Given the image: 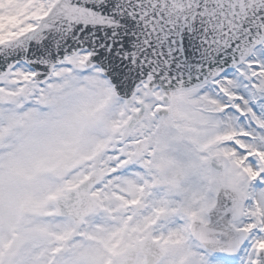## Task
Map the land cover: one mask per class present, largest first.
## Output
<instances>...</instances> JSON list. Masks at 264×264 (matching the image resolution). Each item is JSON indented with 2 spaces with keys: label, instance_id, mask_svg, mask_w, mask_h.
<instances>
[{
  "label": "snow or ice",
  "instance_id": "6c2138e0",
  "mask_svg": "<svg viewBox=\"0 0 264 264\" xmlns=\"http://www.w3.org/2000/svg\"><path fill=\"white\" fill-rule=\"evenodd\" d=\"M0 264H264V0H0Z\"/></svg>",
  "mask_w": 264,
  "mask_h": 264
}]
</instances>
